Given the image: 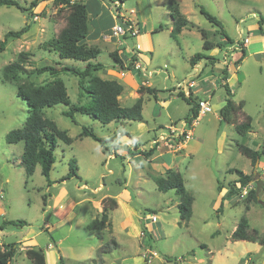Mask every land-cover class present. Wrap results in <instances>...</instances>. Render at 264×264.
I'll return each mask as SVG.
<instances>
[{
    "label": "rangeland",
    "instance_id": "1",
    "mask_svg": "<svg viewBox=\"0 0 264 264\" xmlns=\"http://www.w3.org/2000/svg\"><path fill=\"white\" fill-rule=\"evenodd\" d=\"M15 1L25 10L16 6L0 7V44L9 31L32 25L21 38H10L0 52V224L3 220L28 223L22 228L9 226L0 231V249L11 246L16 252L11 264H32L26 257L28 247L41 250L47 264H58L60 257L64 264H264V246L231 238L245 217L250 231L257 230L264 239L263 185L256 188L261 192L258 203L248 204L244 190L249 191V186L237 197L225 199L223 208L220 207L225 197L222 195H227L238 177L229 174V169L246 173L255 170L254 166L252 170L251 160L238 151L237 143L261 152V166H264V67L260 71V64L264 66V62L244 50V60L237 64L246 38L252 49L263 41L257 39V35H264V23L260 24L264 21V0H120L123 4L119 0H99L102 34L97 42L101 53L96 62L106 68L97 72V76L117 81L129 89V78L122 75L121 67L111 58L110 44L103 36L106 37L105 30L112 24L131 20L141 34L127 36L123 52L119 50V54L127 61L133 51L138 52V45L142 47L139 62L147 69L146 82L155 89L157 97L145 92V87L133 91L137 93L135 98L144 99V125L138 132L141 135L138 145L122 133L135 134L136 122L123 126L113 122L105 126L80 113L74 114L73 122L64 115L70 110L65 105L44 109V116L72 139L70 145L58 142L49 181L42 175L40 166L27 177L20 165L24 144L6 141L10 131L21 128L27 121L28 107L17 96L19 83L5 82L2 70L16 61L21 52L30 54L24 65L27 73L46 66L84 68L85 63L61 60L55 52L44 48L47 41L58 38L68 27L66 8L54 6L52 0H40L35 8H31L35 0ZM170 3L178 4L185 17L196 26L183 30L178 37L179 45L171 36ZM201 9L221 21L232 43L210 51L204 49L198 28L208 32L210 41L217 43L220 39L217 28L201 14ZM93 18L91 13L92 22ZM90 29L93 30L92 24ZM196 54H203L205 58L192 67L190 60ZM208 57L218 61L212 65ZM125 66L131 68L130 75L134 79L142 75V71L132 69L134 64ZM169 66L175 81L166 71ZM232 67L235 71L229 74L231 80L227 83L233 91L234 102L244 100L243 113L253 119V131L244 136L237 133L234 124L223 122L219 114L226 98L222 71H231ZM54 79L65 83L73 105L81 103L78 78L69 72L22 76L23 82L36 85ZM189 83L190 87L196 84L199 87L194 90L197 102L209 100L213 110L193 127L192 139L177 146L171 140L180 137V132L172 134L170 127H182L185 118L190 116V105L174 93L181 90L189 93ZM118 100L127 108L135 103L127 93ZM245 118L240 114L238 123ZM82 127L92 128L102 139H113V143L107 145L109 151L91 138L81 137ZM117 136L129 139L131 148L122 146L118 153L124 157L116 155L115 151L116 156L109 158L113 145L117 149L120 146ZM152 149L155 152L149 156ZM133 151L140 154L135 156ZM159 153H162V162ZM71 161H75L77 176L62 182L70 173ZM168 169L182 175L187 191L195 199L193 216L187 225L179 224V198L175 192L163 193L157 189L156 180L164 177ZM263 171L261 168V173ZM219 182L222 190L225 189L222 195L217 190ZM105 198L114 199L117 207L109 211L108 222L112 226L102 230L100 239L88 225L101 217ZM144 229L148 230V237L143 234ZM201 244L207 249H202ZM102 247L106 248L105 253Z\"/></svg>",
    "mask_w": 264,
    "mask_h": 264
},
{
    "label": "trees",
    "instance_id": "2",
    "mask_svg": "<svg viewBox=\"0 0 264 264\" xmlns=\"http://www.w3.org/2000/svg\"><path fill=\"white\" fill-rule=\"evenodd\" d=\"M40 0H35L31 3V8H35ZM54 6L60 8H66L68 13V27L60 34L58 38H53L44 44V48L55 52L61 60H75L85 63L83 69L75 66H62L61 69L55 67L46 66L36 68L33 71L27 73L24 65L26 64L30 54L27 52H21L16 61L5 66L2 70V78L5 82H17V96L21 98L28 107V119L25 124L16 130L10 131L6 136L8 144H18L22 142L24 144L22 153V162L20 165L24 167L27 177H31L37 168L41 167L42 175L49 181L50 174L55 163V150L59 141H62L66 145L72 144V139L68 136L66 131L60 130L57 124L46 118L43 114V110L46 108H53L58 105H65L70 110L64 113L65 116L70 117L75 122L74 114L80 113L83 115L91 116L95 120L99 121L103 125H109L113 122H141L143 120V108L144 99L140 97L131 107H123L119 102V97L124 92V87L114 80H105L99 76L93 75V73L101 71L105 68L101 63H93L101 53L98 47L89 46L88 42L93 38L90 35V15L91 8L84 0H52ZM1 6H16L18 9L25 10L15 0H0ZM169 16L172 21L171 36L179 45L178 37L184 29L195 28L196 26L191 23L185 15L181 12L180 6L176 3H170L168 5ZM201 14L217 28V36L220 41L214 43L209 40L208 32L204 29H199L204 41V49L206 51L213 50L215 48H223L225 43H232L228 37L221 21L211 14L200 10ZM121 21H124L121 20ZM33 23V19H32ZM264 21H260V24ZM32 24H27L19 31H9L5 35L4 41L0 44V52L4 51L7 41L10 38L19 39L26 34ZM126 39V37H125ZM241 59L237 61L240 65L245 57L244 48ZM114 62L124 67L125 62L123 58L119 56V51L116 50L110 54ZM205 58L203 54H196L190 60L192 67H195L201 60ZM212 61L214 65L218 60L215 58H206ZM137 60V57H133V61ZM131 64H133L131 62ZM130 70L131 68L128 67ZM63 72H69L78 78L79 96L80 98L86 97L88 102L83 105H73L68 95V90L65 83L60 79H54L47 81L43 85H36L33 82H23L22 76L26 74L43 75L49 73L50 75H56ZM222 77L224 84L222 87L226 91L225 103L220 110V118L227 124H235V130L241 136L247 135L252 131V118L247 116L244 122L238 123L239 113L244 109L245 102L240 101L236 104L233 100L234 95L227 83L229 79V72L227 69L222 71ZM143 88V87H141ZM144 90V89H141ZM145 91V90H144ZM147 91L155 98L157 97L155 89L147 88ZM142 93V92H141ZM178 97L185 100L191 106L190 116L185 118V121L191 123L192 120L198 116V102L197 99L190 94L186 96L183 92L177 93ZM81 137L91 138L92 140L100 143V145L107 151V145L113 143V139H102L98 137L92 128L82 127ZM130 136V135H129ZM134 140L133 137H130ZM238 151L251 160L253 166L257 161L261 159V152L254 150L248 146L237 143ZM116 149V146L114 147ZM155 152V149L149 151V156ZM77 167L75 161L70 163V173L66 178L61 181H65L68 178L77 176ZM230 173H234L238 176V179L231 185L227 195L222 199L221 208H223V201L225 199L231 200L237 197L244 188L252 186L248 191V204L258 203L259 195L264 193V187L262 191L258 192L257 187L261 186V181H255L253 174L246 175L244 172L236 169H231ZM164 177H160L156 180L157 189L160 192L167 193L174 191L179 198V204L177 206L180 222L179 224L187 225L193 216V203L194 197L191 195L184 183L182 175L174 170L168 169L165 172ZM50 183V182H49ZM252 183V184H250ZM238 187H237V186ZM218 192H222V186H218ZM102 215L98 219H94L89 225V230L96 231L98 238L101 239L102 230L106 227H111V223L108 222L109 211L114 210L117 207V202L112 198H105L103 200ZM28 223L23 220L7 221L3 220L0 224V231L5 230L9 226L25 227ZM147 231V232H146ZM143 234L148 237V230L143 231ZM232 240L245 241L250 243H259L264 246V239L260 238L257 230L250 231L248 220L243 217L238 224L237 228L232 234ZM152 239V237H150ZM117 243L114 242V246ZM202 249H207L205 244H201ZM106 249V248H105ZM104 247L102 250L105 253ZM16 252L13 247L8 249H0V264H11V260L15 257ZM26 257L32 262V264H47L46 257L41 250L34 248H28L26 250ZM58 264H64L62 257L59 258Z\"/></svg>",
    "mask_w": 264,
    "mask_h": 264
},
{
    "label": "crops",
    "instance_id": "3",
    "mask_svg": "<svg viewBox=\"0 0 264 264\" xmlns=\"http://www.w3.org/2000/svg\"><path fill=\"white\" fill-rule=\"evenodd\" d=\"M120 1V0H119ZM84 2H87L89 5H90V8H91V13H92V16L94 17L93 18V22L91 21V23H92V26H93V30H91L90 29V35H91V37L93 38L94 36L96 37V35H98V37L97 38H93L92 40H90L89 42H88V44H89V46H93V47H98L99 48V46H97V42H98V40L101 38V34H102V29H100V27H101V25L99 24V20H100V9H101V3L99 2V0H84ZM120 3H122L123 4V2L122 1H120ZM112 27H113V24L109 27V28H107L106 30H105V35H106V37L105 36H103V38H104V40L107 42V43H109L110 44V48L108 49L109 50V54H111L112 52H114V51H116V50H121V53L123 52L122 51V46H119V43H118V41L116 40V39H112L111 38V29H112ZM33 29V28H32ZM30 31V30H29ZM28 33V32H27ZM26 33V34H27ZM141 34V31H140V33H139V35ZM138 35V36H139ZM260 38H262L263 39V41H261V43H260V45L259 46H256V47H254L253 49H252V45H250V42L249 43H247V44H245L244 45V50H246L248 53H249V55L250 56H255V57H257V58H259L261 61H263L264 62V35H261V34H259V35H257V39H260ZM93 42V43H92ZM115 42V43H114ZM233 46H235V45H233ZM137 48H138V56H136L137 57V60L138 61H140L139 60V54L141 53H139V50L141 51V48L142 47H140V45H138L137 46ZM235 48V47H234ZM100 49V48H99ZM120 52V51H119ZM243 53V52H242ZM119 56L121 57V58H123V56H122V54H119ZM244 60V59H243ZM93 63H97L96 62V60L95 61H93ZM116 64V63H115ZM200 64V62L197 64V65H199ZM85 65L86 64H84V67H85ZM196 65V66H197ZM116 66V65H115ZM167 66V65H166ZM195 66V67H196ZM263 63H261L260 64V71H262L263 70ZM106 68V67H105ZM104 68V69H105ZM80 69H83V68H80ZM103 69V70H104ZM167 69V68H166ZM120 70V69H119ZM121 71V70H120ZM131 71V70H130ZM130 71H125L126 73H125V75H123L124 77H126V78H129V83H128V86H129V89H127L125 86H123L124 87V92L123 93H127V94H129V98H133L134 100H135V102H136V100H137V98H135V96H136V94L137 93H135V92H133V91H136L137 92V90L140 88V87H145V92H147L148 94H149V92L147 91V88H151L150 86H151V84L149 83V82H146V79L147 78H149V77H147V76H145V77H143V74L142 75H139L138 77H136V79H134L133 78V76L132 75H130ZM167 72L169 71L170 72V79L172 80V81H175L176 80V78H175V76H174V73H173V69H172V67H170L169 66V70L167 69L166 70ZM235 70H234V68L232 67V70L231 71H229L228 70V72H229V74L231 73L232 75L234 74L233 72H234ZM99 72V71H98ZM105 73H107V72H105ZM93 75H96L97 76V72H95V73H93ZM198 76H200V74L198 75ZM101 78V77H100ZM103 79V78H102ZM105 80H107V79H105ZM138 80V81H137ZM231 80V77H229V79H228V81H230ZM227 81V82H228ZM191 83H195V82H193V81H191ZM191 83H189L188 85V87H189V93L187 92H185V90H181L180 92H185L184 94L186 95V96H188L190 93L191 94H193L194 95V97L196 98V96H195V93H194V90H196V89H198L199 87H198V85L196 84L195 85V87H190V84ZM135 89V90H133L132 89V87ZM137 88V89H136ZM130 92V93H129ZM133 93V94H132ZM176 96H177V93L175 92L174 93ZM232 94H233V91H232ZM150 95V94H149ZM170 95L171 96H173V93H170ZM234 95V94H233ZM137 97V96H136ZM178 97V96H177ZM155 98V97H154ZM139 99V98H138ZM81 103L80 104H76V105H83V104H86L87 102H88V99L87 98H85V100H84V98H81ZM129 100V99H128ZM234 100V99H233ZM225 101V100H224ZM240 101H244V100H240ZM128 102V101H127ZM245 102V101H244ZM225 103V102H224ZM236 103V102H235ZM121 104V103H120ZM121 106H123V104H121ZM245 106H246V102H245ZM245 106H244V108H245ZM123 107H125V106H123ZM244 110V109H243ZM243 110L239 113V117H240V114L243 116V118H245V117H247L248 115H246V113L244 114L243 113ZM190 113H191V106H190ZM169 117H170V114H169ZM250 117V116H249ZM239 119V118H238ZM179 120V119H178ZM144 118H143V120L141 121V122H136V123H138V128L135 130L136 131V133L135 134H133V132L131 133V134H128L129 132H126V131H123L122 133L124 134L123 136L124 137H133V143H135L136 145H138V144H140V140H139V138L141 137V135L140 134H138V132L140 131V128H142L143 127V125H144ZM172 121V120H171ZM180 121V120H179ZM252 122H253V119H252ZM127 123H131V121H123V122H118V124H120L121 126H123V125H126ZM110 125V124H109ZM235 125V124H234ZM157 128H155L154 130H156ZM252 131H253V126H252ZM251 131V132H252ZM250 132V133H251ZM159 134V132H156V135H158ZM122 135V134H121ZM130 135V136H129ZM160 135H162V134H159V136ZM163 135H165V134H163ZM162 135V136H163ZM123 136L121 137H118V139H119V144H120V146L118 147V149L116 148H114L115 146L113 145V154H111L110 153V155H109V158H113L114 156H116V155H120L121 157H124L121 153H118V150H120V151H122V149H121V147L122 146H127V147H130L131 146V144H130V142L131 141H129V139H126V138H124V139H122L123 138ZM165 136H167V135H165ZM135 137H137V138H135ZM168 137V136H167ZM172 141V140H171ZM116 144L117 145H119L117 142H116ZM131 148V147H130ZM185 148H186V145H185ZM108 149V148H107ZM134 150V149H133ZM109 151V150H108ZM115 151L117 152L116 153V155H115ZM135 151H133V153H134ZM140 153H139V151L135 154H133V155H135V156H137V155H139ZM158 155V158H159V160L162 162V159H163V156H161L162 155V153H159V154H157ZM263 155H264V152H263ZM164 164V163H163ZM251 165H252V163H251ZM263 166V165H262ZM261 166V159L259 160V168L261 167L262 169H264V166L262 167ZM255 167V166H254ZM254 167H253V165H252V170L254 169ZM261 168H260V170H258V173H259V175H260V178H259V180L261 181V183H262V185H263V187H264V173H261ZM229 170H231V169H229ZM228 170V171H229ZM228 171H227V173H228ZM243 172V171H242ZM246 175H250V174H253L254 175V171L252 172L251 171V173H246V172H244ZM229 174H234V173H229ZM238 179V177L236 178V179H234L233 181H236ZM258 180V181H259ZM218 186H219V184H218ZM252 187V186H251ZM217 190H218V187H217ZM224 191H225V189H223L222 190V192L220 193L221 195L222 194H224ZM126 192V191H125ZM222 196H224V195H222ZM194 203H195V200H194ZM194 203H193V206H194ZM67 215V214H66ZM65 215V216H66ZM249 226H250V224H249ZM29 248V247H28ZM32 248V247H31ZM252 253V252H251ZM210 261V260H209Z\"/></svg>",
    "mask_w": 264,
    "mask_h": 264
},
{
    "label": "built area",
    "instance_id": "4",
    "mask_svg": "<svg viewBox=\"0 0 264 264\" xmlns=\"http://www.w3.org/2000/svg\"><path fill=\"white\" fill-rule=\"evenodd\" d=\"M115 4H118L117 2ZM140 33V29L137 27V24L132 22L131 20L127 21H120L118 23H115L111 29V38L116 39L119 43V46H122L125 41V37L130 36V37H137ZM250 40L249 38H246L244 40V45L249 43ZM238 46H235V49H237ZM138 50V48H137ZM138 56V52L133 51L130 57L128 58L127 61H124L125 64L127 63H133L135 71L141 72L143 74V77L147 75V69L143 67V65L138 61L135 60L133 61V57ZM122 75H125V71H130V69L124 65V67L120 68ZM149 74V73H148ZM194 85V84H193ZM198 116L194 120L191 121V123H188L187 121H184L182 124V127H176V126H171L170 130L171 133L174 134L176 132H180L179 135L180 137H177L176 140L172 139V142L175 143V145L180 146L182 143H186L190 141L193 137V127L197 124V122L207 114H210L212 112V104L210 103L209 100H202L198 102ZM173 145V144H172ZM172 147V146H171ZM264 173V171H263ZM248 194V190H244V194ZM153 221H156V217H153Z\"/></svg>",
    "mask_w": 264,
    "mask_h": 264
},
{
    "label": "water",
    "instance_id": "5",
    "mask_svg": "<svg viewBox=\"0 0 264 264\" xmlns=\"http://www.w3.org/2000/svg\"><path fill=\"white\" fill-rule=\"evenodd\" d=\"M258 166H259V161H257V163L255 165V170H254L255 181H258L260 178V175L258 173Z\"/></svg>",
    "mask_w": 264,
    "mask_h": 264
},
{
    "label": "clouds",
    "instance_id": "6",
    "mask_svg": "<svg viewBox=\"0 0 264 264\" xmlns=\"http://www.w3.org/2000/svg\"><path fill=\"white\" fill-rule=\"evenodd\" d=\"M250 184H252V183H250ZM249 187V186H248ZM250 189H251V186H250Z\"/></svg>",
    "mask_w": 264,
    "mask_h": 264
}]
</instances>
